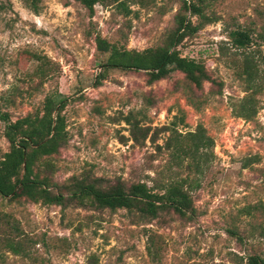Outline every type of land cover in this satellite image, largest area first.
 Instances as JSON below:
<instances>
[{
  "label": "rangeland",
  "instance_id": "1",
  "mask_svg": "<svg viewBox=\"0 0 264 264\" xmlns=\"http://www.w3.org/2000/svg\"><path fill=\"white\" fill-rule=\"evenodd\" d=\"M122 1L128 14L116 3H97L91 13L75 0H0V113H8L12 122L34 120L49 98L53 104L65 99L59 115L66 143L58 154L40 157L34 170L59 185L86 178L105 186L142 181L150 187L188 176L184 187H190L196 214L183 220L163 212L148 220L135 210L0 198V218H6L0 219V264L264 259L259 235L264 229V65L256 63L257 113L239 118L233 110L247 82L240 75L242 50L228 38L237 27L249 29L254 40L247 51L264 55V0ZM184 3L200 9L199 15L184 13L199 29L183 39L178 53L202 63L212 83L197 90L176 72L150 83L146 71L103 68L110 54L97 49L96 37L126 51L164 46ZM4 128L0 120V156L9 150ZM198 128L213 146L206 163L199 161L201 167L191 173L183 166L192 160H171L167 143L185 140ZM44 161L49 167L41 165ZM6 221L18 228L22 254L4 246L5 233L13 231Z\"/></svg>",
  "mask_w": 264,
  "mask_h": 264
},
{
  "label": "trees",
  "instance_id": "2",
  "mask_svg": "<svg viewBox=\"0 0 264 264\" xmlns=\"http://www.w3.org/2000/svg\"><path fill=\"white\" fill-rule=\"evenodd\" d=\"M75 1L91 13L94 5L100 2L116 3L117 6L123 7L127 14L130 12L128 7H124L122 0ZM187 12L195 16L199 15L200 9L195 4L184 3L181 13L177 16L174 31L166 39L165 45L157 48L146 49L142 52L126 51L96 37L97 49L110 54L103 68L146 71L150 83L165 79L171 72H176L182 74L187 84L197 90L202 89L206 82L212 83L202 63L181 57L178 53L177 47L183 39L199 29L193 27L190 19L184 15ZM228 38L233 48L242 50L240 75L245 76L247 82L245 95L238 101L233 111L237 117L248 120L257 113L254 95L259 92L260 83L255 82L261 76L256 63L264 65V55L259 53L260 55L255 57L253 51H247V49L250 50V45L254 40L249 29L237 27L228 34ZM260 38L263 37L260 35ZM101 79V75L96 76L97 84ZM64 102L65 99L53 104L52 98H49L43 115L34 120L20 118L12 122L8 113H0V120L5 124L3 136L9 143V150L0 156V198L9 201L25 199L62 208L77 204L84 208L106 209L112 212L119 209H125L128 212L135 210L148 220L156 218L159 213L172 212L180 219L192 220L196 209L189 196L190 187H184L189 182L188 176L172 179L167 185L153 184L150 187L142 181L129 185L117 182L115 185L105 186L97 179L87 180L86 178L73 179L69 185H59L52 182L48 174L38 171V167L34 170L33 166L37 164L40 157L46 159L58 154L60 148L66 143L63 136V119L59 115ZM53 113L56 114L55 117L52 116ZM146 137L147 135L144 134L143 139ZM183 140L171 138L167 143L168 150H172L171 160L176 158L180 164L183 159L188 158L192 161L181 166L191 173L192 169L198 171L201 167L199 161L206 163L207 153H210L213 141L206 136L202 128L188 133ZM48 163L47 161L41 165L49 167L50 163ZM177 174L179 170L174 176ZM0 219L6 220L5 216ZM6 223L13 231L5 233L3 239L5 248L15 255L22 254V245L16 240L18 228L10 222L6 221ZM230 234L242 240L235 231H230ZM259 235L264 236V229ZM245 264H264V259L259 255H249Z\"/></svg>",
  "mask_w": 264,
  "mask_h": 264
}]
</instances>
